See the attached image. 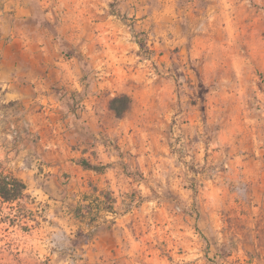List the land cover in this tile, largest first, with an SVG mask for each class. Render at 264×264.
Wrapping results in <instances>:
<instances>
[{"label": "rangeland", "instance_id": "rangeland-1", "mask_svg": "<svg viewBox=\"0 0 264 264\" xmlns=\"http://www.w3.org/2000/svg\"><path fill=\"white\" fill-rule=\"evenodd\" d=\"M2 171L0 264H264V0H0Z\"/></svg>", "mask_w": 264, "mask_h": 264}, {"label": "trees", "instance_id": "trees-1", "mask_svg": "<svg viewBox=\"0 0 264 264\" xmlns=\"http://www.w3.org/2000/svg\"><path fill=\"white\" fill-rule=\"evenodd\" d=\"M126 19V18H124ZM141 48L143 44L139 42ZM131 100L128 96L122 95L110 100V109L117 117H122L129 109ZM80 165L85 170H93L103 173L105 166L92 165L87 160H80ZM93 193L85 194L82 202L73 210L74 217L79 220H87L88 225H94L98 221L101 212L115 213L112 194L100 191L97 187L92 188ZM98 193V195H96ZM28 187L26 183L11 173L0 172V203L13 204L28 199Z\"/></svg>", "mask_w": 264, "mask_h": 264}]
</instances>
